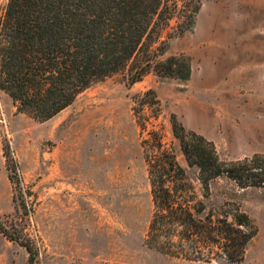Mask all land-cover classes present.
I'll return each mask as SVG.
<instances>
[{"label":"rangeland","instance_id":"374dc122","mask_svg":"<svg viewBox=\"0 0 264 264\" xmlns=\"http://www.w3.org/2000/svg\"><path fill=\"white\" fill-rule=\"evenodd\" d=\"M7 3L0 0V18ZM171 54L191 57L188 80L151 72L128 85L116 73L46 121L19 112L0 90V219L34 245L33 264H230L171 257L146 244L154 210L142 146L149 135L133 107L135 97L156 91L162 110L148 129L160 130L199 191L172 114L213 140L224 159L264 153V0H202L195 26L170 39ZM15 166L20 185L9 177ZM211 192L209 207L238 204L259 228L241 264H264V186L243 188L221 176ZM28 261L26 247L0 232V264Z\"/></svg>","mask_w":264,"mask_h":264},{"label":"trees","instance_id":"16d2710c","mask_svg":"<svg viewBox=\"0 0 264 264\" xmlns=\"http://www.w3.org/2000/svg\"><path fill=\"white\" fill-rule=\"evenodd\" d=\"M202 0H8L0 18V90L19 112L46 121L70 106L95 82L123 73L128 85L155 72L188 80L192 59L166 55L169 41L195 26ZM173 32L163 38L172 20ZM154 205L146 244L171 257L241 264L259 228L238 204L209 207L212 182L227 176L240 187L264 186V153L242 159L221 157L213 140L187 129L175 114L172 128L189 167L198 169L199 191L163 134L148 129L161 114L154 89L135 97ZM152 115L145 117V109ZM9 154V153H7ZM9 177L23 180L12 168ZM14 225V224H12ZM14 227V226H13ZM0 232L36 258L34 245L0 219Z\"/></svg>","mask_w":264,"mask_h":264},{"label":"built area","instance_id":"2783aa9c","mask_svg":"<svg viewBox=\"0 0 264 264\" xmlns=\"http://www.w3.org/2000/svg\"><path fill=\"white\" fill-rule=\"evenodd\" d=\"M65 264H69V263H65Z\"/></svg>","mask_w":264,"mask_h":264}]
</instances>
